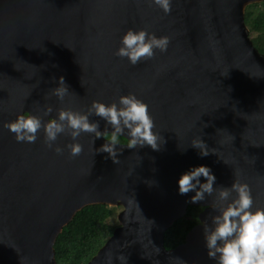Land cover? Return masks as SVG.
<instances>
[{"label": "water", "instance_id": "1", "mask_svg": "<svg viewBox=\"0 0 264 264\" xmlns=\"http://www.w3.org/2000/svg\"><path fill=\"white\" fill-rule=\"evenodd\" d=\"M262 2L172 0L165 15L148 0H0V264H56L57 236L92 205L121 210L86 264H121V255L127 264H215L202 235L213 198L191 203L177 195L176 180L207 165L219 185L247 183L264 208V55L244 23L246 7ZM129 28L168 36L167 51L135 66L115 56ZM61 76L70 92L63 102L51 95ZM129 92L148 105L164 142L157 151L121 144L115 164L95 153L103 137L81 133L82 151L70 157L67 135L55 142L58 155L42 133L18 143L4 127L17 114L47 120V106L51 116L84 112ZM90 120L105 130L99 117ZM193 139L214 154L199 157ZM189 205L203 208L199 223L167 251L164 234Z\"/></svg>", "mask_w": 264, "mask_h": 264}, {"label": "clouds", "instance_id": "2", "mask_svg": "<svg viewBox=\"0 0 264 264\" xmlns=\"http://www.w3.org/2000/svg\"><path fill=\"white\" fill-rule=\"evenodd\" d=\"M148 2L165 15L171 11L172 0ZM168 44V36L158 37L144 28H129L120 37L114 55L135 66L152 59L157 51H167ZM56 85L51 89V95L63 102L70 93L63 76L56 80ZM52 111L51 106L44 109V116L49 117L47 120L31 113L17 114L14 120L5 122L4 127L13 133L18 143H34L38 133H42L45 147L58 155L63 149L55 142L58 136L67 135L72 142L65 144L64 148L70 157H76L82 151L77 142L81 133L91 134L95 139L103 137L104 143L95 149V153H106V158L114 164L119 162L123 150L121 137L126 138L125 147L128 149L149 147L157 151L164 142L160 132L155 130L148 105L132 92L121 94L108 104L94 100L84 112L61 108L51 116ZM92 116L104 121V131L100 130L99 121L90 120ZM191 147L198 150L197 155L201 158L214 154L203 139H193ZM176 185L177 195L188 196L191 203L213 198L211 223H203L202 228L204 248L210 260L215 264H264V208L254 206L247 183L234 180L230 186L219 185L211 167L200 164L182 172ZM117 259L121 264H127V257L121 255Z\"/></svg>", "mask_w": 264, "mask_h": 264}, {"label": "trees", "instance_id": "3", "mask_svg": "<svg viewBox=\"0 0 264 264\" xmlns=\"http://www.w3.org/2000/svg\"><path fill=\"white\" fill-rule=\"evenodd\" d=\"M244 23L255 49L264 55V2L246 7ZM121 139V143L126 140ZM116 208L106 205L87 206L77 212L63 227L53 245L56 264H86L112 235L116 225L110 224ZM202 207L188 206L184 217L178 219L166 230L163 246L167 251L184 242L186 234L199 223L198 214Z\"/></svg>", "mask_w": 264, "mask_h": 264}, {"label": "rangeland", "instance_id": "4", "mask_svg": "<svg viewBox=\"0 0 264 264\" xmlns=\"http://www.w3.org/2000/svg\"><path fill=\"white\" fill-rule=\"evenodd\" d=\"M255 36H256L255 33H249V38H250V39H251V38H254ZM120 210H121L120 208H118V207L116 208V210H115L113 216L109 219V223H110V224H113V225H116V226L119 225L118 222H117L116 216H117V214L119 213Z\"/></svg>", "mask_w": 264, "mask_h": 264}, {"label": "flooded vegetation", "instance_id": "5", "mask_svg": "<svg viewBox=\"0 0 264 264\" xmlns=\"http://www.w3.org/2000/svg\"><path fill=\"white\" fill-rule=\"evenodd\" d=\"M121 144H125V143H121Z\"/></svg>", "mask_w": 264, "mask_h": 264}]
</instances>
